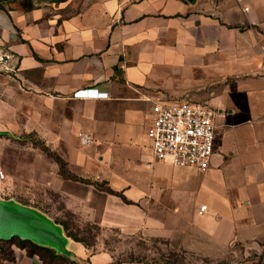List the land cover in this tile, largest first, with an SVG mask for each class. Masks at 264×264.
Wrapping results in <instances>:
<instances>
[{
  "label": "crops",
  "instance_id": "0c3cea01",
  "mask_svg": "<svg viewBox=\"0 0 264 264\" xmlns=\"http://www.w3.org/2000/svg\"><path fill=\"white\" fill-rule=\"evenodd\" d=\"M0 4L6 8L0 7V52L13 55L15 70L0 69V125H9L0 132H37L71 171L106 181L134 201L60 179V192L81 201L85 220L210 259L234 243L264 242V0ZM78 89L99 97L74 96ZM183 100L224 113L216 117L215 151L205 170L151 154L153 103ZM79 132L91 140L83 142ZM13 207L20 230L36 241L56 237L66 251L48 246L71 259L148 264L92 250L60 221ZM10 221L0 211V232ZM14 251L0 264H44L25 249Z\"/></svg>",
  "mask_w": 264,
  "mask_h": 264
},
{
  "label": "rangeland",
  "instance_id": "374dc122",
  "mask_svg": "<svg viewBox=\"0 0 264 264\" xmlns=\"http://www.w3.org/2000/svg\"><path fill=\"white\" fill-rule=\"evenodd\" d=\"M6 6L10 7L9 4ZM5 71L10 74L15 70L12 67ZM0 128L8 129L9 125L2 124ZM42 144L49 153L43 150ZM52 153L60 157L62 168L76 174L71 171L64 156L49 146L37 132H0V169L5 174L0 178V202L41 211L51 220L60 221L68 227L90 249H112L119 256L123 254L130 260L143 259L148 264H264L263 241L231 244L219 258L210 259L181 248L174 249L162 238L144 240L136 231L124 233L116 227L103 228L96 222L85 220L81 201L63 195L58 188L60 179L68 178L61 173V165ZM84 178L92 180L90 177ZM37 241L53 246L58 251H66V247L56 237L53 240L45 239L44 242L41 239ZM12 247L14 250L19 248L15 245Z\"/></svg>",
  "mask_w": 264,
  "mask_h": 264
},
{
  "label": "built area",
  "instance_id": "2783aa9c",
  "mask_svg": "<svg viewBox=\"0 0 264 264\" xmlns=\"http://www.w3.org/2000/svg\"><path fill=\"white\" fill-rule=\"evenodd\" d=\"M10 52H0V69L9 70L12 66ZM264 72V63L262 64ZM78 97H99L97 92L78 89L73 92ZM153 117L147 129L151 154L155 160H168L176 166H191L205 170L215 151L216 117L223 115L207 103L183 100L178 102H154ZM83 142H89L90 136L78 133ZM0 169V178L4 177ZM206 208L200 206V211Z\"/></svg>",
  "mask_w": 264,
  "mask_h": 264
},
{
  "label": "trees",
  "instance_id": "16d2710c",
  "mask_svg": "<svg viewBox=\"0 0 264 264\" xmlns=\"http://www.w3.org/2000/svg\"><path fill=\"white\" fill-rule=\"evenodd\" d=\"M0 7L6 10L5 6L2 4H0ZM42 146L43 150L49 153L48 148L43 144ZM52 156L56 159L58 163H60L61 173L64 175L65 178L92 183L99 190L111 194L120 195L125 202H130V200H128L124 195H122L120 191L111 188L106 181L98 182L96 180H89L87 178L77 176L76 174H73L62 168L63 162L60 160V157L57 154L52 153ZM63 228L68 236H71L75 240L82 241V239L78 238L75 234L70 232L68 227L63 225ZM0 243L6 244V246H4V244H0V261L4 259L13 260L15 258L14 249L12 247L15 245L19 248L25 249L28 255H37L44 262V264H85L80 261L71 259L65 254L57 252V250H55L53 247L39 243L29 236L20 235L17 233H12L8 236L0 237Z\"/></svg>",
  "mask_w": 264,
  "mask_h": 264
},
{
  "label": "water",
  "instance_id": "95a60500",
  "mask_svg": "<svg viewBox=\"0 0 264 264\" xmlns=\"http://www.w3.org/2000/svg\"><path fill=\"white\" fill-rule=\"evenodd\" d=\"M15 208H17V207L8 206V205L7 206L0 205V211L1 212H7L9 214L10 220H11L10 221L11 223H10L9 227L6 230L0 232V237L8 236L9 234H12V233H17V234H20V235L28 236V235H26L25 231H22V230H20L17 227L18 219H19L18 217L20 216V214H19V211H17ZM18 208L22 209V210H25V209H23L21 207H18ZM33 220H35V218ZM29 237H31V236H29ZM31 238H33V237H31ZM33 239H35V238H33Z\"/></svg>",
  "mask_w": 264,
  "mask_h": 264
}]
</instances>
